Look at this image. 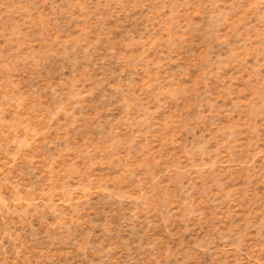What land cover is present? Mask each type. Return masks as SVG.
I'll return each mask as SVG.
<instances>
[{
	"label": "rangeland",
	"instance_id": "374dc122",
	"mask_svg": "<svg viewBox=\"0 0 264 264\" xmlns=\"http://www.w3.org/2000/svg\"><path fill=\"white\" fill-rule=\"evenodd\" d=\"M0 264H264V0H0Z\"/></svg>",
	"mask_w": 264,
	"mask_h": 264
}]
</instances>
